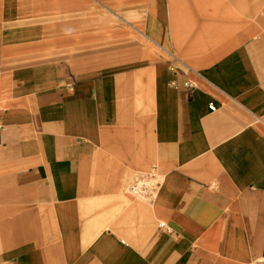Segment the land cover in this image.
I'll list each match as a JSON object with an SVG mask.
<instances>
[{"label": "crops", "instance_id": "obj_1", "mask_svg": "<svg viewBox=\"0 0 264 264\" xmlns=\"http://www.w3.org/2000/svg\"><path fill=\"white\" fill-rule=\"evenodd\" d=\"M262 257L264 0H0V264Z\"/></svg>", "mask_w": 264, "mask_h": 264}, {"label": "built area", "instance_id": "obj_2", "mask_svg": "<svg viewBox=\"0 0 264 264\" xmlns=\"http://www.w3.org/2000/svg\"><path fill=\"white\" fill-rule=\"evenodd\" d=\"M186 83L191 85L188 79ZM131 182L130 190L146 197H153L160 185L156 174L150 171L135 175ZM248 264H264V257L248 261Z\"/></svg>", "mask_w": 264, "mask_h": 264}, {"label": "rangeland", "instance_id": "obj_3", "mask_svg": "<svg viewBox=\"0 0 264 264\" xmlns=\"http://www.w3.org/2000/svg\"><path fill=\"white\" fill-rule=\"evenodd\" d=\"M52 28H53V25H52ZM133 193H136V192H133ZM136 194L141 195V194H139V193H136Z\"/></svg>", "mask_w": 264, "mask_h": 264}]
</instances>
